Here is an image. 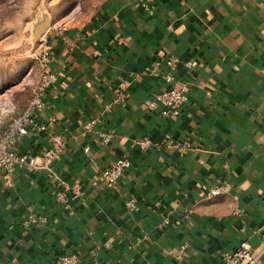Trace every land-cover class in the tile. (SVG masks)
Instances as JSON below:
<instances>
[{
  "label": "crops",
  "instance_id": "crops-1",
  "mask_svg": "<svg viewBox=\"0 0 264 264\" xmlns=\"http://www.w3.org/2000/svg\"><path fill=\"white\" fill-rule=\"evenodd\" d=\"M62 28L43 43L57 74L35 114L45 129L20 150L59 135L63 151L49 169L0 168V264H226L243 240L259 253L264 0H102ZM172 86L187 97L178 115L146 108ZM119 157L130 166L107 186Z\"/></svg>",
  "mask_w": 264,
  "mask_h": 264
},
{
  "label": "rangeland",
  "instance_id": "rangeland-1",
  "mask_svg": "<svg viewBox=\"0 0 264 264\" xmlns=\"http://www.w3.org/2000/svg\"><path fill=\"white\" fill-rule=\"evenodd\" d=\"M101 1L0 0V130L34 93L47 61L46 33L85 20Z\"/></svg>",
  "mask_w": 264,
  "mask_h": 264
},
{
  "label": "built area",
  "instance_id": "built-area-1",
  "mask_svg": "<svg viewBox=\"0 0 264 264\" xmlns=\"http://www.w3.org/2000/svg\"><path fill=\"white\" fill-rule=\"evenodd\" d=\"M47 61L44 64L42 71L33 95L21 112L16 114L10 122L0 131V168L9 173L16 166L26 168H51L63 151L64 141L59 135H52L51 142L48 147L44 148L39 155H33L29 151L20 150V145L23 142L24 136L29 131H42L45 129L44 124H38L35 120V114L44 108L42 95L46 89L50 88L55 82L57 74L49 68L50 53L45 52ZM168 67L173 68L176 65V60L171 57H166ZM196 64L195 61H187L185 65L192 67ZM167 82L173 81L171 74L165 77ZM187 100L183 89L175 86L169 89L157 92L146 103V108L149 111L158 110L163 116H175L181 111V108ZM101 137L106 141L110 138V134L101 133ZM130 163L126 157H119L113 163L103 168L101 175L107 186H113L118 179L129 168ZM226 184H221L212 187L208 190L209 196L219 195L226 191ZM263 244L259 253H255L252 246L247 240H243L237 249L232 253H225L221 256L226 264H255L259 255H264V229L260 232ZM178 259L182 257L179 253L176 255ZM55 264H79L78 259L71 254H60L57 256Z\"/></svg>",
  "mask_w": 264,
  "mask_h": 264
},
{
  "label": "water",
  "instance_id": "water-1",
  "mask_svg": "<svg viewBox=\"0 0 264 264\" xmlns=\"http://www.w3.org/2000/svg\"><path fill=\"white\" fill-rule=\"evenodd\" d=\"M43 26H44V23H42L41 25H39L40 28L43 27Z\"/></svg>",
  "mask_w": 264,
  "mask_h": 264
}]
</instances>
